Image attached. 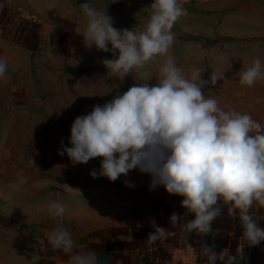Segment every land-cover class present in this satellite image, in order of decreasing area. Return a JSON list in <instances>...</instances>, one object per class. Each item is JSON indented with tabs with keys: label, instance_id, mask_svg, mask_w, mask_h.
Here are the masks:
<instances>
[{
	"label": "rangeland",
	"instance_id": "1",
	"mask_svg": "<svg viewBox=\"0 0 264 264\" xmlns=\"http://www.w3.org/2000/svg\"><path fill=\"white\" fill-rule=\"evenodd\" d=\"M82 3L106 13L117 29L143 30L153 0H0V59L7 60L0 78V264H54L63 250L52 247L48 234L58 227L78 247L173 212L192 215L181 207L183 197L162 185L151 188L148 173L94 179L90 172L100 169L102 158L74 165L59 154L62 144L71 146L78 116L134 83L155 85L165 59L158 56L124 79L108 72L102 61L112 52L84 46ZM180 3L188 15L174 24L168 56L189 78L196 69L205 80L215 72L219 79L204 88L205 96L264 125V79L253 87L239 82V72L254 59L264 64V0ZM145 72L151 79L143 78ZM52 201L65 206L62 218L48 213ZM219 206L239 212L223 199ZM249 213L264 214V206L254 202Z\"/></svg>",
	"mask_w": 264,
	"mask_h": 264
},
{
	"label": "clouds",
	"instance_id": "2",
	"mask_svg": "<svg viewBox=\"0 0 264 264\" xmlns=\"http://www.w3.org/2000/svg\"><path fill=\"white\" fill-rule=\"evenodd\" d=\"M79 7L88 18L84 46L111 51L113 58L102 63L114 76L124 79L158 56L165 59L155 85L134 83L122 95L117 93L78 116L71 126V146L62 144L59 154L66 153L74 165L102 158L100 169L90 172L94 179L106 177L115 182L133 170L150 174L151 188L162 185L170 195L183 197L181 207L194 215L186 224L188 232L210 234L212 222L223 212L219 206L223 199L239 209L242 235L249 244L264 241V228L249 214L254 202L264 206V125L248 113L225 111L215 97L205 96L204 88L219 79L215 72L205 80L196 69L189 78L168 56L175 41L174 24L188 15L180 0H153L143 30L117 29L110 16L89 3ZM6 72L7 60L0 59V78ZM142 75L151 79L150 73ZM239 77L240 84L253 87L264 79V64L254 59ZM125 185L134 187L127 180ZM47 211L62 218L66 208L52 201ZM179 219L173 212L169 222L175 225ZM151 224L154 231L147 236L149 244L166 237L165 228L155 220ZM48 241L65 253L75 247L70 232L62 227L51 231ZM202 247L210 264L217 259L223 264L235 260L224 251L217 253L215 245L203 243ZM70 264H97V257L89 251L76 252Z\"/></svg>",
	"mask_w": 264,
	"mask_h": 264
},
{
	"label": "crops",
	"instance_id": "3",
	"mask_svg": "<svg viewBox=\"0 0 264 264\" xmlns=\"http://www.w3.org/2000/svg\"><path fill=\"white\" fill-rule=\"evenodd\" d=\"M264 228V214L249 213ZM194 218V215L180 216L179 222L173 225L169 218L163 217L155 221L157 226L166 230V237L149 244L147 236L153 232L151 222H142L126 228H118L116 232L104 239L91 241L73 248L72 253L58 252L54 264H70V256L80 251L95 253L97 264H165L185 245L191 242L196 250L197 261L194 264H210L208 256L203 252V243L215 245L217 253L224 251L226 256H234L233 264H264V241L251 246L242 235L243 229L239 212L228 208L212 222V231L207 236L192 232H184L183 227ZM25 234H28L25 232ZM39 238V237H37ZM178 264L186 261L175 258ZM215 264H223L217 259Z\"/></svg>",
	"mask_w": 264,
	"mask_h": 264
},
{
	"label": "built area",
	"instance_id": "4",
	"mask_svg": "<svg viewBox=\"0 0 264 264\" xmlns=\"http://www.w3.org/2000/svg\"><path fill=\"white\" fill-rule=\"evenodd\" d=\"M183 231L188 232L186 230V226L183 227ZM174 257L175 258L179 257L181 259H184V261H186L185 264H194L197 261L196 250L191 242L187 243L185 247L179 250L173 257L167 259L165 261V264H178L175 262Z\"/></svg>",
	"mask_w": 264,
	"mask_h": 264
}]
</instances>
